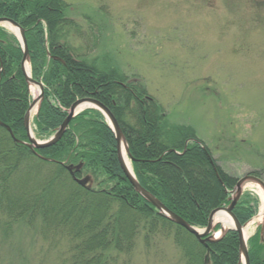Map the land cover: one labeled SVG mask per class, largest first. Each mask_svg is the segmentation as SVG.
I'll return each mask as SVG.
<instances>
[{
    "label": "trees",
    "instance_id": "trees-1",
    "mask_svg": "<svg viewBox=\"0 0 264 264\" xmlns=\"http://www.w3.org/2000/svg\"><path fill=\"white\" fill-rule=\"evenodd\" d=\"M69 8L63 0H0V17L25 29L32 77L45 85V100L34 120L37 138H49L66 120L67 113L56 104L70 109L78 99H96L119 122L141 186L190 225L207 227L211 213L228 203L238 179L218 166L207 147L195 142L192 127L172 125L141 85L126 84L128 78L114 68L103 72L67 43L60 46L69 31L79 29L67 18ZM46 36L50 56L64 64L48 60ZM22 59L17 38L0 28V119L17 140L28 142L24 117L30 94ZM13 140L0 127V231L4 234L20 225L31 232L38 229L45 241L69 240L72 264H117L131 253L143 226L149 230L146 238L158 230L167 236L173 232L172 240L187 264H204L206 250L196 238L136 193L119 163L115 135L100 112L81 113L55 146L36 153ZM64 163H83L76 177L90 175L93 188L78 185ZM15 189L20 196H11ZM258 204L249 195L242 197L234 210L242 225L258 213ZM209 247L211 264L240 261L237 232H228ZM249 254L251 264H264L259 231L249 241Z\"/></svg>",
    "mask_w": 264,
    "mask_h": 264
},
{
    "label": "rangeland",
    "instance_id": "rangeland-1",
    "mask_svg": "<svg viewBox=\"0 0 264 264\" xmlns=\"http://www.w3.org/2000/svg\"><path fill=\"white\" fill-rule=\"evenodd\" d=\"M63 1L79 29L60 46L70 43L103 72L114 68L126 84L141 85L172 125L195 130L230 176L255 172L264 180V0ZM245 188L263 206L261 188ZM148 231L141 227L117 264H187L173 232L146 238ZM0 232V264H72L68 239L45 241L22 225Z\"/></svg>",
    "mask_w": 264,
    "mask_h": 264
},
{
    "label": "water",
    "instance_id": "water-1",
    "mask_svg": "<svg viewBox=\"0 0 264 264\" xmlns=\"http://www.w3.org/2000/svg\"><path fill=\"white\" fill-rule=\"evenodd\" d=\"M1 24L2 25H10L14 29H16L17 35H18V37L21 41V44L23 46L24 57H23V61H22V71H23V74L26 78V82L28 83L29 86H31V85L38 86L40 88V91H41V95H40L39 99L37 101H35L30 106V108H29V110L25 116V129L28 133L29 143L20 142V141L16 140L14 138V136H12L16 143L26 145L29 148H36V149H45V148L55 146L62 139L63 135L65 134V132L67 130L69 123L75 117V114L79 108H81L83 106H88V108H94V109L99 110L105 116L107 121L109 122L110 128L112 129V131L115 135V138L117 141V154H118L119 163H120L121 168H122L123 172L125 173L127 179L130 181V183L132 184V186L135 189V191L137 192V194H139L144 200H146L153 207H155L159 211L160 215H162L168 221L184 228L187 232H189L191 235H193L194 237L197 238V240L207 249V253H206V257H205V264H211V257H210L211 249L209 247V243L219 242L222 238L225 237L226 233L230 230L236 231L239 235V255H240L239 264H250L248 244H247L248 239L245 236V229L248 226V224L245 226H242L240 224V222L238 221V219L235 216L233 211H234V208L236 207L238 201L240 200V198L243 194V187L246 183H253V184L257 185L258 187H260L262 189V191L264 192V183L260 179L253 177V176H246L243 179H240L237 183L236 192H235L234 197L231 200L230 205L228 207H223V208H220V209L213 211L212 214L210 215L207 228L200 231L197 228L191 226L184 219H182L181 217H179L178 215H176L175 213L170 211L156 197H154L151 193H149L145 188H143L140 185V183L137 181L133 171L132 170L130 171L129 168L127 167L124 152L126 153L127 157L130 159H131V154L129 151V146H128L127 140H126V138H125V136H124V134L120 128V125H119L118 121L116 120L115 116L111 113V111L107 107H105L103 104H101L100 102H98L94 99H83V100L77 101L71 107L68 118L63 123V125L61 126L60 130L56 133V135L52 139H50L49 141H47L45 143L37 142L36 139L32 135L30 118H31V111H32L33 107L36 104H39V107H40V104L44 100V86H43V84L34 81L31 78L30 74L26 72L25 65H26V63L30 62V58H29V49H28V45H27V41H26V37H25V31L17 23H15L14 21H11L9 19H0V25ZM0 126L6 128L8 131L11 132L10 128L8 126L4 125L2 122H0ZM11 134H12V132H11ZM82 167H83V165L80 164L78 166L67 167V170L70 172L73 179L80 186L90 190L91 189V186L89 185V183L91 182L90 177H85L82 180H78L75 177L74 171L79 172ZM219 214L227 215L231 219L233 227L225 229L222 225L221 237L216 239L214 237L213 233L215 231L216 225L219 224V222L218 223L216 222V218L219 216ZM252 221L250 223H252ZM260 237H261V242H264V214H263V223L261 225Z\"/></svg>",
    "mask_w": 264,
    "mask_h": 264
},
{
    "label": "bare ground",
    "instance_id": "bare-ground-1",
    "mask_svg": "<svg viewBox=\"0 0 264 264\" xmlns=\"http://www.w3.org/2000/svg\"><path fill=\"white\" fill-rule=\"evenodd\" d=\"M12 31L16 32V29H14L13 27H11L10 25L8 26ZM27 70H28V66H26ZM39 88L37 86H32L31 87V94L33 96L34 99H36L39 95ZM37 105L35 107H33L32 111H31V119H33L37 113ZM84 108L86 107H82L80 108L79 111L83 110ZM124 156H125V161H126V164H127V167L129 168V170L131 171V164L128 160V158H126V153L124 152ZM264 213V212H263ZM218 220L223 222L224 226L225 227H231L232 226V222L230 220V218L228 216H226L225 214H220V216H218ZM245 236L246 238H248L250 236V229L247 228L246 231H245Z\"/></svg>",
    "mask_w": 264,
    "mask_h": 264
}]
</instances>
